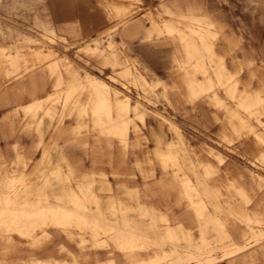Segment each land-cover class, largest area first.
<instances>
[{
    "label": "rangeland",
    "instance_id": "obj_1",
    "mask_svg": "<svg viewBox=\"0 0 264 264\" xmlns=\"http://www.w3.org/2000/svg\"><path fill=\"white\" fill-rule=\"evenodd\" d=\"M0 55V182L14 179L2 188L40 177L77 209L12 222L1 197L12 235L0 236V264H121L125 250L142 264L264 262V0H0ZM123 116L125 141L101 123ZM134 222L179 232L161 240Z\"/></svg>",
    "mask_w": 264,
    "mask_h": 264
},
{
    "label": "crops",
    "instance_id": "obj_2",
    "mask_svg": "<svg viewBox=\"0 0 264 264\" xmlns=\"http://www.w3.org/2000/svg\"><path fill=\"white\" fill-rule=\"evenodd\" d=\"M124 23H127V21H125ZM187 44L189 45V47L195 46V45H191L190 42H187ZM193 55H198V54L193 53ZM14 56L15 55H13V56L10 55V58H14ZM190 56H191V53H189V57ZM19 61L17 62L16 65H13V62L12 63L9 62L8 64L12 65L16 68H19ZM113 63L118 64V60L114 59ZM0 70H1V74L4 77H7L10 75V71L7 68H3V66L1 67V62H0ZM74 72H75V69L73 70V72H71L70 78L67 80V84L72 81V77L74 76ZM59 81H60V79L58 80V82ZM253 95H256L254 97V103L258 104L260 102V99L257 96L258 94L255 93ZM48 97L49 96H46V98H32V100L28 103V106H27L28 109L29 110L35 109L36 105L43 104L42 102L44 100H46ZM107 101L110 105V109H109V112L107 114H108V116L112 122L117 121L116 120L117 119V112H116V108H115V104H116L117 100H115L114 97L112 95H110L109 98L107 99ZM15 106H18V104H15ZM45 111H46V109H45ZM124 116L120 121L116 122L115 124H110L108 118H106V117L103 118L101 121V123H104V122L108 123L110 128H118L120 130V134L123 135L122 136L123 141H125V132H126V120L124 119ZM87 117H89V119L92 120V122H93V119L90 116H87ZM87 117L85 119H81V120L75 119V125L72 126L69 130L71 132H76V133L81 132L82 130H85L87 127V124H86ZM28 122L29 123H37V125H38L36 128L39 131V142H38V145H36V148H37L40 146L41 139L43 138V133L39 128L40 120L38 117L36 118L34 115V117H32V120H30ZM101 123L98 125H101ZM52 130L53 131H55V130L65 131L66 128H62L61 125H59V126H54ZM53 146L55 147L56 145L53 144ZM13 149L15 152V156H16V158H18V160L22 161L23 159H25V157H27V151L24 149L23 146L14 145ZM50 155H51V152L49 151V145L44 144L42 156H50ZM38 179L39 180H37L35 186L32 183L25 182L21 187L16 185L12 188L6 187V190H4L2 187L12 184L14 179L8 178V181H1L0 182V198L6 197L7 202H9V204H7V206L2 207V209H3L2 212H5L6 210H8L9 209L8 207L10 205L16 206L15 209L9 211L11 213L10 216H11L12 222L16 221L17 216L21 217L20 214L30 213V212H34V211H38V212L44 213V214H49L51 216H56L58 214H72L73 211L77 210V209H73L71 207H67L65 205L66 204V200L64 198V196L66 194L65 187H63V186H62V188L60 187V189L62 191H60L59 193H55V192L47 193L45 191L46 184H44L42 182V180H40L41 179L40 177H38ZM159 183H161V182H159ZM198 185L199 184H197V186ZM32 186H34V187H32ZM52 186L53 185H50L51 190H54V187H52ZM77 186H79V185H77ZM182 186L189 190V192H190L189 197H191L193 194L196 193V191H195L196 185L191 184L189 180L183 181ZM239 190L242 193L241 188ZM49 195L56 196L57 201H51L48 197ZM10 197H14V198L11 199ZM15 197H17V198H15ZM78 200H79V198L77 197V194H75L72 198V202H77ZM11 201H12V203H11ZM190 202L192 205H195L197 210L201 209V203H203L202 201H194L191 198ZM22 206H24L27 210L23 209ZM159 217L161 219L163 218V216H159ZM197 217H201V214L199 212H198ZM212 218L215 220L219 219L218 216H214ZM163 219H165V218H163ZM17 225L28 226V225H26L25 222L20 223V224L19 223L18 224L13 223L14 227H16ZM134 225L139 226L141 228H147L149 226L153 227V229H154L153 233L154 234L153 235L151 234V237L157 236L161 240L167 236L177 235L179 232V229H175L174 231L173 230L171 231L169 226H167V225H165V226L152 225V224L145 225L142 222H134ZM66 232H67L66 235L72 234L71 232H68V231H66ZM27 233H29L27 236H32V235L36 234L34 232V230H27V232L22 234V235H26ZM11 235H12L11 233L0 231V236L9 238V237H11ZM187 235H188V241L189 242L191 240V242L194 241V242H200L201 243V227H199V229H198V235L196 236V238L193 237L192 233H188ZM6 241L8 242V240H6ZM158 251H163V249L162 248L157 249V252ZM47 253H48V251H47ZM160 256L161 255H158V254L154 255L150 261L154 260L155 257H160ZM138 263L142 264V263H147V262H146V259L144 257H142L140 255V253L137 251H126V250L124 251V261H121V264H138ZM69 264H76V263L74 262V263H69ZM98 264H116V261L114 259L110 258V259L106 260L105 262L100 261V262H98ZM223 264H226V263H223ZM262 264H264V262Z\"/></svg>",
    "mask_w": 264,
    "mask_h": 264
},
{
    "label": "bare ground",
    "instance_id": "obj_3",
    "mask_svg": "<svg viewBox=\"0 0 264 264\" xmlns=\"http://www.w3.org/2000/svg\"><path fill=\"white\" fill-rule=\"evenodd\" d=\"M6 198V197H5ZM7 199V198H6Z\"/></svg>",
    "mask_w": 264,
    "mask_h": 264
}]
</instances>
